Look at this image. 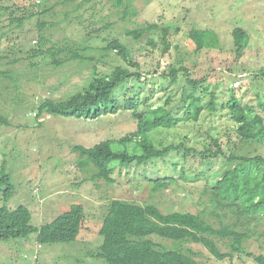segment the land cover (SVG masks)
Segmentation results:
<instances>
[{"label":"rangeland","instance_id":"374dc122","mask_svg":"<svg viewBox=\"0 0 264 264\" xmlns=\"http://www.w3.org/2000/svg\"><path fill=\"white\" fill-rule=\"evenodd\" d=\"M0 8V71L7 75L0 74V115L8 122L0 120V169L5 164L14 185L13 195L0 199V206H27L36 227L51 223L73 205L85 211L76 242L40 245L35 236L0 242V264H107L97 254L102 244L100 229L113 200L152 203L163 213L197 214L206 208L207 179L222 173L224 157L185 159L175 153L148 165L121 168L114 164L113 182L108 183L93 178L92 166H80V154L74 148H91L135 132L132 111L97 120L36 118V108L45 99L75 93L94 72L106 75L121 66L143 75L141 81L133 78L117 89L122 105L130 96L148 99L155 109L168 102L167 108L179 122L170 129L152 131L157 147L185 143L197 152L216 151L215 138L227 154L264 155L263 145L248 147L241 141L230 112L221 108L235 94L242 105L264 119V0H5ZM30 13L35 15L24 18ZM15 19L23 20L19 24ZM39 23H45L42 32ZM146 24L170 29L167 52L160 29L140 38L130 34ZM235 28L244 29L249 38L240 58L232 36ZM196 31L214 33L217 46L197 50L190 36ZM40 34L45 39L42 46ZM115 40L130 49L139 69L107 49ZM207 42L212 43L210 37ZM40 47L51 54L33 56ZM84 47L90 50H78ZM76 51L93 60H70ZM173 69L177 72L170 76ZM186 74L192 80H204L198 94L206 89L218 96L216 116L205 107L209 94H202L204 110L197 117L190 115L191 86ZM158 178L170 186L154 192L150 180ZM256 217L262 236L245 239L243 253L232 260L219 261L200 245L188 247L205 264H259L258 257H264V207ZM220 247L228 251L223 244Z\"/></svg>","mask_w":264,"mask_h":264},{"label":"trees","instance_id":"16d2710c","mask_svg":"<svg viewBox=\"0 0 264 264\" xmlns=\"http://www.w3.org/2000/svg\"><path fill=\"white\" fill-rule=\"evenodd\" d=\"M3 1L5 0H0V4ZM34 15L35 13H30L24 18H32ZM22 20L14 21L21 24ZM38 25L42 32L45 23ZM156 29L162 31V41L167 52L170 48L169 28L146 24L140 31L130 34L140 38L142 34L151 33ZM190 36L197 43V50L215 48L218 44L214 33L196 31L191 32ZM232 36L236 55L240 58L248 47V35L244 29L235 28ZM207 37L211 38L212 43L207 42ZM38 38L42 46L45 39L42 34ZM107 49L116 51L127 64L140 68L133 60L130 49L123 43L115 40ZM78 50L86 53L90 49L84 47ZM51 52L40 47L33 50V56L50 55ZM69 59L85 62L92 61L93 57L84 56L76 51ZM176 72L173 69L170 76ZM261 73L264 76V71ZM0 74L7 76L2 71ZM186 75L187 83L191 86L188 94L191 101L190 115L197 117L206 107L213 116H216L219 110L218 96L215 93H207L206 89L198 94L204 80H192L188 74ZM133 78L141 81L143 75L139 71L128 72L121 66L106 75L94 72L75 93L59 100L45 99L36 108V118L49 116L97 120L108 114L132 111V117L137 122L135 132L117 140L101 142L91 148L80 146L74 148V151L80 154V166L84 169L92 166L96 170L93 177L95 180L105 179L106 182L112 183L114 164L121 168L148 165L160 159L165 160L175 153H182L185 159L192 155L200 156L201 160H213L222 156L225 159V167L222 173L208 177L203 193L206 208L197 214L163 213L152 203L138 204L126 200H113L100 229L102 244L98 249V258L104 259L107 264H205L197 260V253L188 247L195 244L205 248L219 261L232 260L235 255L243 253L242 244L245 239H252L254 234L262 236L256 229L258 225L256 215L264 207V155L227 154L219 140L215 138L213 141L217 147L216 151L207 148L197 152L189 149L185 143L155 146L151 138L152 131L156 128L170 129L177 125L179 119L167 108L168 102L155 109L153 105L148 104V99L141 100L130 96L122 105L116 91L124 82ZM202 94H209L211 97L205 107L202 103ZM221 108L230 112L231 119L237 126L236 133L243 143L248 147H254L256 144L264 146V119L261 116L248 106L242 105L235 94L230 96L227 102L222 103ZM0 120L8 123L1 115ZM175 166L177 168L178 163H175ZM150 181L153 183L154 192H160L170 186L161 178ZM13 192L14 185L3 164L0 169V199L9 200ZM84 212L81 205H73L68 212L51 223L36 227L31 223L32 212L27 206L19 205L14 209L7 205L0 206V242L28 240L35 236L36 242L40 245L74 243L85 222ZM213 218L216 219L215 224L211 222ZM154 238H159L162 242H156ZM220 244L228 251L223 252ZM257 261L264 264V257H258Z\"/></svg>","mask_w":264,"mask_h":264}]
</instances>
